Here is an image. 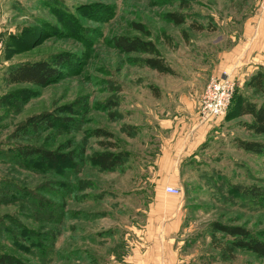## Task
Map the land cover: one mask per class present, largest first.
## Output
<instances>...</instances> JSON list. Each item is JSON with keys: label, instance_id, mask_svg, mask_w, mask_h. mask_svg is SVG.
I'll return each instance as SVG.
<instances>
[{"label": "rangeland", "instance_id": "1", "mask_svg": "<svg viewBox=\"0 0 264 264\" xmlns=\"http://www.w3.org/2000/svg\"><path fill=\"white\" fill-rule=\"evenodd\" d=\"M183 2L184 9L180 0H0V97L14 95L11 106L0 111V151L33 146L66 153L84 146L88 158L101 152L126 155L111 172L81 161L58 171L0 165V179L20 189L15 197L0 190V252L23 264L126 263L130 242L141 241L145 231L156 162L161 144L171 137L169 127L190 103L199 114L209 79L222 76L208 72L210 66L239 42L247 20L264 12V0ZM169 13L185 15L186 22L175 26L167 20ZM193 22L208 30L190 29ZM120 36L152 41L174 74L133 64L148 56L121 53L113 44ZM59 54L68 61L59 80L47 87L3 83L9 67ZM259 69L264 71V62L253 73ZM241 93L262 99L244 88ZM40 113L68 121L9 139L16 126ZM227 114L194 159L179 166L185 214L173 241H182L185 253L193 255L187 264H264V258L245 251L223 262L210 246L208 225L214 221L264 234V205L232 193L256 189L264 194V154L234 145L235 139L264 144V135L240 127L249 118L227 119ZM96 130L111 138L91 137Z\"/></svg>", "mask_w": 264, "mask_h": 264}, {"label": "trees", "instance_id": "2", "mask_svg": "<svg viewBox=\"0 0 264 264\" xmlns=\"http://www.w3.org/2000/svg\"><path fill=\"white\" fill-rule=\"evenodd\" d=\"M181 8L187 7V4L180 0ZM167 20L175 26L183 25L186 22L185 15L177 13L167 14ZM190 29L194 31L208 30L198 23H191ZM138 32L147 34L140 25H135ZM114 47L124 55H147L148 57L137 59L133 64L146 67L161 75H173L174 71L168 66L162 58L160 51L152 41L143 40L138 37L120 36L114 39ZM68 61V58L62 54L53 56L50 60H40L36 62L21 63L9 67L3 75V83L6 86L30 85L36 88H44L59 80L62 76L60 68ZM239 83V82H238ZM233 94V99L227 111L226 118L240 119L247 117L249 121L240 122L239 125L247 133L255 136L264 135V71L257 70L247 77L244 82L238 86ZM251 91L253 96H261L259 102L249 96L241 93V89ZM156 92L157 89H153ZM14 95H3L0 97V111L3 108L11 106ZM223 119V118H222ZM68 119H60L49 113H40L28 117L8 136L10 140H21L30 134L40 133L43 130H53L60 126L61 122L65 125ZM95 138H111V134L102 130H96L90 133ZM103 148L117 150V147L111 143H100ZM234 145L244 152L254 154H264V144L240 139L234 140ZM68 147L67 149H69ZM84 146L77 151L62 153L61 149L47 151L33 146H15L7 147L5 151H0L1 166H19V164L37 166L45 171V168L52 171L58 169L74 168L78 161L90 163L102 172H111L125 163L126 155L123 152H101L93 156L85 157ZM2 173V174H1ZM0 174L4 176L3 172ZM6 178V177H5ZM0 190L10 191V196L19 195L20 189L10 182V180L0 179ZM235 190V189H234ZM234 195L246 197L250 196L264 205V194L256 189L235 190ZM210 235V246L219 252L221 261L228 262L235 258L237 251H245L255 255L258 258H264V234L256 236L243 227L224 224L221 222H211L208 225ZM0 264H23L14 256L0 252Z\"/></svg>", "mask_w": 264, "mask_h": 264}, {"label": "crops", "instance_id": "3", "mask_svg": "<svg viewBox=\"0 0 264 264\" xmlns=\"http://www.w3.org/2000/svg\"><path fill=\"white\" fill-rule=\"evenodd\" d=\"M208 72L219 76L226 74L236 82H243L264 62V12L247 20L238 43L217 57ZM195 103L187 105L186 114H179L174 125L166 126L171 133L163 141L157 158V178L146 210V226L141 241H131L125 264H187L193 255L185 253L182 241H173L185 214L181 195L166 193L167 187H177L183 162L194 159L214 125L199 121Z\"/></svg>", "mask_w": 264, "mask_h": 264}, {"label": "built area", "instance_id": "4", "mask_svg": "<svg viewBox=\"0 0 264 264\" xmlns=\"http://www.w3.org/2000/svg\"><path fill=\"white\" fill-rule=\"evenodd\" d=\"M2 48L3 42L0 37V53ZM235 88V80L226 74L221 77H211L199 100V118L201 122L205 123L223 118L229 109ZM165 191L176 196L181 193L177 187H167Z\"/></svg>", "mask_w": 264, "mask_h": 264}]
</instances>
